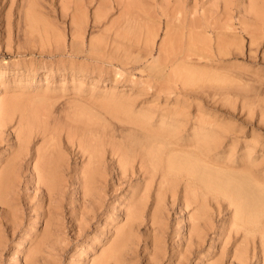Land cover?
I'll return each instance as SVG.
<instances>
[{
	"label": "bare ground",
	"instance_id": "1",
	"mask_svg": "<svg viewBox=\"0 0 264 264\" xmlns=\"http://www.w3.org/2000/svg\"><path fill=\"white\" fill-rule=\"evenodd\" d=\"M35 1H18L12 13L15 14L16 19L11 20L10 15L0 13V47L7 49L10 48L11 43H14L17 50L22 48V52L28 50L32 55H37L33 60L22 61V59L20 64L14 61L0 63V87L2 86L0 88V134L5 133L8 125L17 119L12 134L18 141L16 148L10 149L4 158H0V254L5 249L7 233H17L21 242H26L27 245H23L20 249L11 248L10 256L13 258V264L18 263V255L22 257V264H52L54 256L62 249L60 241L64 239L61 235L62 228L65 227L61 223L64 189L67 186L71 187L70 199L66 203L70 205L68 211L72 220V229L80 233L84 222L96 215L97 200L101 194L105 195L109 189L116 191L125 186L127 195L120 203L122 208L119 213L122 219L112 225L114 217L104 222L105 226L111 225L108 228L111 234L105 238L99 252L93 251L88 259L89 264H132L135 259L132 255L135 234L145 221L146 224L148 222L147 236H149L146 243L149 241L153 245V249L147 252V259L149 264L159 263L163 259L164 250L162 244L165 220L163 221L161 217L164 214L162 209H164L165 196L171 205L175 202L179 203L180 211L187 209L186 234L180 235L185 248L181 249L182 246L180 248L177 246L178 249L175 251L177 254L174 255L175 264L185 263L186 254L182 250L191 247L194 250L191 252L194 264H201L200 251L195 250L202 246L208 233L213 235L210 246L205 248L206 253L210 252L208 251L211 250L210 248L215 247L213 242H216L220 235H226L227 239L222 240L223 243L218 246L219 252L215 253L216 257L210 261L206 259L207 262L204 264H220V258L228 251L240 264H250L252 259L255 264H264V167L262 166L264 158L258 159V151L264 152V144H256L257 140L251 141L254 138L252 136L251 139L241 141L238 147L237 135L230 137L229 133H226L229 131V126H226L227 129L222 122L216 120V117L212 120L214 116L208 112L204 113L198 109L196 115L189 117L186 106L190 102L187 101L186 96L185 99L183 98V93L186 92L184 89L190 83L199 84V89L196 88L198 90L201 88L204 98L211 99L213 103L209 105L212 106L217 104L216 102L219 103L222 96L229 97L236 93L241 96L242 89L246 91L250 89L245 87L248 83H243L242 80L247 82L255 76L252 77L250 74L251 78H248L250 77L248 74L249 76L246 77L247 74L242 72L244 69L240 71V66L231 63L229 58L242 52L244 34L249 40L245 56L248 59L251 58L250 53L255 51L252 45L258 42V37L264 31V0H144L142 5L138 0H98L91 14L94 24L105 19L106 13L112 8L118 9L119 13L117 17L107 20L109 27L114 26L111 33H106V36L104 34L99 36L103 32L96 33L98 36L95 37V34L92 37L90 32L88 35H91V38L89 37L87 42L84 41L86 21L85 10L83 11L82 8L84 2L79 3V0H76L70 6L73 12L69 15L72 24L69 31L71 35L69 44H64V33L57 34V30L54 31L55 27L51 28L50 22L48 24L42 21L43 17L38 15L40 8H35L37 5ZM59 4H61L60 8L66 9L62 2ZM43 13L48 12L43 11ZM234 18L238 20V27L235 26ZM159 23L164 28V33L160 42H157V54L148 63L146 61L143 67L146 68L147 75L154 79V85L150 83V86H155L153 88L155 97H159L162 92L167 93L165 91L174 92L173 101L179 102L177 96L181 94V104L176 106V102L175 106L166 108L149 104L136 108L133 106L135 97L114 95L113 89L109 88L106 93L111 91L112 94L108 99L106 98L109 102L103 105L110 108L109 117L117 120L115 122L119 121L120 126L116 124L117 128H115L113 124L108 125L105 122L107 114L103 115L105 114L103 111L92 114L91 104L87 105L85 100H81L85 97H82L83 95H80L82 98L78 95L81 99L76 97V94H80L83 90L81 86L84 83L79 75H86L88 69L91 71L97 69L96 77L92 74L94 76L92 80L99 82L102 75L100 74L102 63L116 62L125 66L127 63L141 61L143 57L145 59L148 54L152 55ZM106 30L103 31L106 32ZM44 51H47L48 56L58 54V60L56 58V60L46 61ZM135 52H137L136 55H134ZM67 53L66 59H59V56L63 57ZM79 57L83 58V61L79 60L81 61L79 62L77 60ZM40 66L45 68L44 78L55 70L63 75L68 73L70 79H68V87L73 90L72 93L75 96L68 94V97L60 104L58 103L59 107L57 104L58 108L55 111L51 110L53 106H47V109L43 111L46 112L45 115L47 114V117L44 115L46 119L50 116L52 122L41 123L43 125L41 129L44 128L38 135L42 136V141L36 148L33 147L35 149L34 155H31L33 165L32 168L30 167V176H27L25 180L26 184L32 182L35 189L34 195H31L33 199L31 201L26 194H21L18 187L21 181L18 164L26 148L24 144L27 143V138L28 140L30 138L28 137L30 132L35 131L31 129L35 128L34 125L39 117L43 116L37 113L39 110H30L33 106L36 108L37 104L34 103L35 105L32 106L33 102L29 99V102H26V95L24 97L22 90L10 89L20 85L25 88L30 87L22 84L24 76L16 77L12 83L5 76L9 68L16 75L35 71ZM255 80L253 81L257 83ZM44 81L47 87L49 82L46 79ZM61 82L58 83L60 84L58 87L66 88L65 82ZM256 85L250 91L253 92L256 89L253 92L254 95L258 97L260 95L258 99L256 98V105L260 106L261 111H258L260 112L258 121H262L264 81L263 86ZM89 87L92 89L93 84L87 86ZM52 95L55 101L53 99L51 102L50 94L39 93L38 96L42 102L40 104L38 102V106L41 103L44 106L48 105L49 102H51L50 105H54L56 98H64ZM90 96L88 95V98ZM224 98L226 99V97L222 99ZM195 101L194 99L192 103L196 104L197 101L196 103ZM243 101L242 99V106L246 105V101L244 103ZM251 101V104L248 102L250 106L253 105ZM43 105L40 108L44 107ZM54 106L56 107V104ZM221 106L223 105L218 107ZM185 107L187 112L184 110ZM213 113L216 112L213 111ZM188 121L190 124L185 128V123ZM37 125L39 126V123ZM60 131H63L66 145L72 147L80 158H84L78 167L68 164L64 150L58 144ZM223 132L229 136L227 137L230 138L229 142L222 143V140H225L222 139L225 135ZM251 134L253 135V132ZM106 146H109L108 150ZM105 153L109 156L108 161L111 163L103 159ZM73 191L79 193L81 199L79 205L73 204ZM116 197L119 199L121 195ZM25 198L28 200L23 201ZM43 198L46 202L41 205ZM114 204L115 202L112 207ZM26 206L28 223L21 226L23 210ZM39 223H42L41 227L36 228ZM225 223L226 229L223 230ZM232 237L236 238L235 241L226 246ZM94 239L93 237L86 239L85 244L80 242L75 255L83 257V250L88 249L94 243ZM171 255H173L172 252Z\"/></svg>",
	"mask_w": 264,
	"mask_h": 264
},
{
	"label": "rangeland",
	"instance_id": "2",
	"mask_svg": "<svg viewBox=\"0 0 264 264\" xmlns=\"http://www.w3.org/2000/svg\"><path fill=\"white\" fill-rule=\"evenodd\" d=\"M11 1L13 3H11ZM18 1H20V0H7V1L6 0H0V13L1 14H5L6 13L7 15H10V19L11 20L12 19H16L15 14H12V13H14V9H15L14 7L19 3ZM64 1L63 0H61V1L60 0H40V1L38 0L37 1L36 0L35 1V4H37V5H36L35 8L36 9H37V7H38V9L40 8L39 11L38 10L37 11H38V15L40 17H43V18H41L43 22L45 21V23L47 22L48 24L51 23V25H52L51 28L52 27H55L54 28V31L57 30L56 31L57 34H61L62 35L64 33V44H69V42L71 40L70 39L71 38L70 37L71 35H70V32L69 31H70V28L72 27V24L70 23V19H69L70 17H69V15L73 12V11L71 12V7L70 6L72 5V3H74L73 1H76V0H70V1L69 0H64ZM80 1L81 2H84L82 8H83V11L85 10L84 11L85 12L84 15H86L85 16V20L86 21H85V24H84V26H85V28H84V41L87 42L88 38L91 36V35L90 36L88 35V34H90V32L92 33V37H94L96 33L97 34H101L103 32L99 36H102L103 34L106 36V33H108V32L111 33L112 30H113V28H114V26H111L110 25V27L112 28V29H110V27L107 25V24H109L107 22V20H110L111 17L114 18V16L117 17V15L119 13L118 12V9L112 8V10H109L106 13V18L105 19H103L99 23H95L94 24L93 21H92V19H91V14L93 13V10H95L96 3L98 2V0H88V1L87 0H79L78 2L80 3ZM61 2L66 6V9L65 10H63L62 8L59 7L61 5L59 3H61ZM138 2H140V4L142 5L143 2H144V0L143 1L142 0H138ZM42 5L45 6V7H43ZM143 6H145V4ZM44 8H45V10H44ZM4 9H5V12H4ZM50 10H51V12H50ZM43 11L44 12H48V13H43ZM40 12H42V13H40ZM68 12H70V13H68ZM45 16H47L48 18L45 17ZM239 16H240V14H239ZM86 17H87V19H86ZM235 17H236V15H235ZM234 19H235V26L238 27V24H237L238 23V20L236 18H234ZM60 23H62V24H60ZM53 24H54V26H53ZM61 25H63V26H61ZM158 25H159L158 26L159 28L157 29L158 30L157 31V35H155L156 37H155V42L153 44L154 47L152 49V53H153L152 55L151 54H148L147 56L145 55L146 56L145 59L143 57L142 58L143 60L141 59V61H138V62H134V63L131 62V63H127L126 65L124 64L125 66H123L122 64L120 65V63H116V62L108 63V64L106 62V63H104L105 65L102 63L100 65L101 66V70H100L101 73L100 74H102V75H100L101 77H100L99 82L96 81L95 79L92 80L93 77H94V76H92V74L95 75L96 72H97V69H95L96 70L95 71L92 66H90L93 69L92 71L90 69H88V71H86L87 72L86 75H83V74L82 75L81 74L79 75V77L81 76L80 77L81 80L83 79V81H84L83 84L84 85L82 84L81 87L83 88V90L81 91L80 94H76V97L78 95L79 96L80 95L81 96L83 95L82 97H85V98H82L80 96L82 98L81 99L78 96V98H80L82 101L85 100L84 102H86L87 105H90L91 104L90 107H91V110H92V112H91L92 114H97L98 112H102V111L105 113L103 115H106L107 114L106 115L107 117L105 116L107 118L105 120V122L108 125H112L113 124V125H115V128H117V126H120L119 125L120 124L119 121L118 122H115L117 120H115L114 118L109 117L110 114H108V113H110L111 110L110 111H108V110L110 108L107 107V106H105V105H103V103H108L109 102L108 100H106V98L108 99L110 97V95L112 94L111 91L106 93V90L109 89V88L110 89H113L114 95L123 94L121 96H130L132 98L135 97V98H133V100H134L133 106L136 107V108H138L139 106H147L149 104L150 105L151 104H153V105H159V107L166 108L168 106H171L172 107L174 105V103L176 104L177 101L176 102L173 101L174 100V97H175L174 96L175 95L174 92L169 93L168 91H165L168 94L162 92V93H160L159 97L158 96L155 97V95L153 93L154 92V89L153 88H155V86L154 87L153 86H150V83H151V85L152 84L154 85V82H153L154 79H152L151 76L149 77L147 75L148 72L146 71V68L143 67L144 63L146 64V61L148 63V61H150L151 58L154 57L157 54V46H158L157 42H160L161 37L163 36L162 34L164 33V30H163L164 28L161 26L160 23ZM107 26H108V28H107ZM106 29L109 30V31H107ZM103 30H106V32L103 31ZM97 34H96L95 37L98 36ZM247 41H249L248 40V37H247V35L244 34L243 35L242 52L241 53L239 52V55L237 53V55L235 54L236 56H230L229 59L231 60V63H234V64L240 66V68H241L240 71L242 69H244V70H242V72H244V73L247 74V76L245 75L246 77H248L250 74L252 75V77L255 76L254 77L255 79L258 77L255 80L254 78H251V75H250V77H248V78H251V79H248L249 81L246 82L244 79L242 80L243 83L250 84V85H248V84L245 85V87L246 88L247 87H250V89H251L253 86H255V84L263 86L262 83L264 81V54H263V52H264V31H262L260 37H258V39H257L258 42L255 45L254 44L252 45V49H254L255 51H253L254 54L252 52L250 53L253 56L251 55V58H249V59L245 56V54H247V46H248V42ZM3 48L4 47H0V63H3V62L4 63L5 62L9 63V62H12V61L18 62V63L20 62L21 63L22 61L33 60V59H35V57H37V55H32V53H30L28 50L27 51L25 50V52L24 51L22 52V48L21 49L18 48V50H17V47H16V45L14 43H11L10 48L9 47L7 49H5V48L3 49ZM65 49L67 50V47ZM8 51H10V53H8ZM43 54H44V59L45 60L47 59L46 61H48V62L51 61V60H56V58L58 60V54L57 55H54V56H48L47 51H44ZM136 54H137V52H135L134 55H136ZM65 57L66 58L68 57V53L65 54V55H63V57L62 56H59V59H63L64 60V59H66ZM82 59L83 58H80L79 57L77 60L78 61L79 60L83 61ZM232 60H233V62H232ZM81 61H79V62H81ZM99 69H100V67H99ZM245 69H246V71H245ZM36 70L35 71H32V72H29V73L28 72H24V74L23 73L22 74L18 73V74L15 75L14 72H13V70H11V68H9V72H8V74H6L5 77L8 78L11 81V83H12V81L14 79H16V77L23 78V76H24V78L22 79V81H23L22 84L29 85L30 87H26L25 88V87H22L20 85L17 88H13L12 87L10 89L22 90L24 92V97L26 95V99H25L26 102L29 99L30 102H33V103H31L32 106L35 105L34 103H36L37 106H38V102H39V104H40V102H42L39 99V96H38V94L41 93V92H44L46 94H50V96H52L51 97L52 99L49 100V101H51V102H52L53 99H54L53 101H55V97L53 98L54 95H52V94H55V96H58L59 95L61 98L64 97L62 99L56 98L57 100H59V102L56 100L57 103L56 102L53 103L54 105L56 104V107L54 105H50L51 102H49V104L48 105H45V106L43 105V103H41V105L38 106V109H36L37 106H36V108L34 106H33V108L32 107L30 108V110L31 109L36 110V111L39 110V111H37V113H40L41 116H43V117H45V116L47 117V114L45 115L46 112L45 113L43 112V111H45L47 109V106H50V107L53 106L54 108L52 107L51 110L55 111V109H57L59 107L60 102L63 101L66 97L69 96L68 94H73L72 93L73 90L68 87L69 86V80H70L68 73H66L65 75H63V74H60L58 71L55 70L54 73H52V74L50 73V75H48L46 78H44V70H45V68H43V67L40 66V67H37ZM66 77H68V78H66ZM95 77H96V75H95ZM44 79L48 80V82H49L48 83V86H47L48 88L45 85L46 81H44ZM258 79H261V80H258ZM55 80H57L58 82L55 81ZM250 80L251 81L255 80V81H257V83L254 82V81L251 82ZM59 81L60 82L62 81L63 83L65 82L64 84H65L66 88L60 89L58 87V85H60V84H58V83H60ZM79 81H80V79H79ZM85 82H86V84H85ZM88 82H90V83H88ZM258 82H260V84H258ZM252 83L253 84L255 83V84L253 85ZM90 84L91 85L93 84L92 89H90V87L87 88V86H90ZM190 84H188L189 86H187L185 89L182 88V90L184 89L186 91L185 93H183V95H184L183 98L185 99V96H186L187 99H188L187 101L190 102L188 104L189 107H188V105L186 106L188 109L186 107L184 108V110L187 109L188 112L186 110L185 111L187 113H189L188 114L189 117H193L194 115H196L198 113V111H197L198 109H201V112H204V113L208 112L210 115L214 116V117L211 118L212 120L216 117L217 119L216 118L215 119L217 121H220V123L222 122L225 127L226 126L227 127L229 126L228 127L229 128V131H226V133H229L228 135L230 137L237 135L236 138H239V139H237L238 147H239V144H240L241 141L251 139L252 136H254V138H253V140L251 139V141H255L256 142V140H257V143L256 144H260V143L261 144H264V121H263L264 118L262 117L263 118V119L261 118L262 121H258L260 119L259 113L261 111H260V106H257L256 105L257 104L256 103V98L258 96L254 95V93H253L256 89L255 90L253 89L254 90V91L252 90L253 92H251L250 89H248L247 91H246V89L245 90L242 89L244 93L242 92L241 96L243 97V96L247 95L246 97H243V98L238 93H236V95H230V96L228 95L229 97L222 96L221 99L223 97H226V99L225 98L222 99V100L220 99L219 100V103L216 102L217 103V104H215L216 106L215 105L212 106V105H209V103L210 104L213 103L211 101V99L209 100L207 98H204L205 96L203 97V94L201 93V88H200V90H198L199 87H200V86H198L199 84L198 83H196L197 85H195V83L194 84L192 83L191 85ZM42 86H45L46 88H44ZM113 86H114V88H113ZM196 87H198V89ZM191 88H193V89H191ZM187 89L188 90L190 89V91H188ZM34 90H35V92H34ZM101 90H102V92H101ZM184 90H183V92H184ZM192 91H193V93H192ZM31 92H33V93H31ZM58 92H60V93H58ZM36 93H38V94H36ZM126 93L129 94V95H127ZM250 93L253 96H250L251 95ZM28 94L32 95L30 97V98H32V100L28 97V96H30ZM88 95L89 96L91 95V96L88 98ZM167 95H169V96H167ZM73 96H75V95L73 94ZM33 97H35V98H33ZM92 97H95V98H92ZM97 97H99V98L96 99ZM234 97H235V99H234ZM238 97H240V98H238ZM253 97L255 98V100H254ZM259 97H260V95H259ZM177 98H178L177 100L179 102H177L176 106H179L178 104H181V98H182L181 94H179V96H177ZM249 98H251L252 101ZM261 98H262V96H261ZM194 99L197 101L198 106H197L196 101H195L196 104L192 103L194 101ZM206 99L208 101H210V102H208ZM242 99L244 100L243 103L246 101L245 102L246 105L243 104V106H242V104H241ZM89 100L92 101V102H90ZM205 100L208 102V104H207V102ZM230 100H231L232 103L230 102ZM228 101H229V103H228ZM250 101L253 102L252 104L254 105V108H253V105L250 106V104H251ZM93 102H97V103H93ZM98 102H99V104H98ZM144 103L146 105H144ZM200 103H201V105H199ZM220 103L223 106L218 107L219 105H221ZM31 104H30V106H31ZM57 104H58V107H57ZM42 105L44 107L40 108V106H42ZM195 105H196L197 108L195 107ZM28 106H29V103H28ZM240 106H242V108ZM95 107H96V109H95ZM248 107H250V108H248ZM258 107H259V109L257 110ZM43 108H45V109L43 110ZM102 108L104 110L106 109L107 110L106 111L107 113ZM228 108L229 109L231 108V109L229 110ZM247 109H248L249 112L247 111ZM249 109L252 110V111L250 112ZM226 110H227V112H226ZM213 111L216 112V113H213ZM229 111H231V112H229ZM258 111H260V112L258 113ZM246 113L247 114L249 113V115H246ZM46 117L43 118V119H45V121L41 117H39V120L37 121V123H39V126L36 123V125H34L35 128L33 127V129H31L32 131L35 129V131H33L32 133L30 132V135L28 136V137H30L29 140L27 138V143L28 144L27 143L24 144V148L25 147L26 148L24 149L23 155H22V157L20 159V162L18 164L19 165L20 179H21L20 184H19L18 187L20 189L21 194L22 193L26 194V197H28V199L31 200V201L33 200L31 198V195H34L33 193L35 192V189H34V186L31 184L32 182H28L26 184L25 183V180L30 176V173H31V168H32V165H33L32 156L34 155V150H35L34 148L37 147V144H39V143L41 144L40 141H42V139H41L42 136L41 135H38V134H41L40 132L44 128L43 127L41 129V126H43L41 123L42 122H46V121L47 122L49 121L48 123H51L52 122L51 119H50L51 118L50 116H48V118L50 117L49 120H48V118L46 119ZM257 117H259V118L257 119ZM16 121H17V119H16ZM16 121L13 120L8 125L7 131L5 133H3V134H0L1 135L0 136V158H4L8 154V152H9L10 149L13 150L14 147L15 148L17 147V142L18 141H17L16 138H14L15 136L12 134V133H14V128L16 127ZM48 123L46 124V126L48 125ZM116 124H117V126H116ZM189 124H190L189 121L186 122L185 123V128L188 127ZM10 128H11V130H10ZM251 130L253 132V135L251 134L252 133ZM223 133L225 135L222 136L223 137L222 139H225V140H222V143L229 142V139L230 138H227L229 136L226 135L225 132H223ZM31 135H32V137H31ZM58 136H60L59 139H58V142H59L58 144H60V147L62 148V150H64L65 157H67L66 159L68 161V164L71 165L72 167H78V165L81 164V162H82V160L84 158L83 157L80 158L79 157V154L75 153V151H74V149H72V147H69V145L68 146L66 145L65 139H63V131H60L59 134H58ZM15 142H16V144H15ZM35 144H36V146H35ZM39 146L40 145H38V147ZM108 148H109V146H106V150H108ZM240 150H238V151H240ZM263 150H264V147H263ZM258 154H259L258 155V159L259 158L260 159L261 158H264V152L261 153V152L258 151ZM262 154H263V156H262ZM104 155H103V157H104L103 159L108 161L109 156L106 153ZM108 162L111 163L110 161H108ZM111 165H113V163ZM262 166L264 167V162L262 163ZM155 178H156V176H155ZM21 184H22V186H24V188L21 186ZM123 187H125V186H123ZM123 187L117 189L116 191L115 190L110 191V189H109L108 191L105 192V195H104V193L101 194V196L97 200L98 201V203H97L98 208H97L96 215H94L90 220L84 222V226L82 228V231H79L80 233L76 232L75 231L76 229H74V228L72 229V220L70 218L69 211H68L70 205L68 203H66L70 199L71 187L70 186H67L64 189L63 196H62V204H61L62 205V208H61L62 222L61 223H62V226L65 225V227L62 228L63 231H62V234L61 235L64 236V239L63 240L61 239L62 240V241H60L61 245H60V243L58 244V245L61 246L62 249L59 251V253L57 255L54 256L55 258H54V261L52 262V264H55V263L56 264H89L88 263V259H89V257L92 256L93 251H95V252L98 251L99 252L101 245H104L103 243H104L105 238L108 237L111 234V232L108 230V228L112 224L116 223L119 219H122V216L119 214V213H121L120 210L122 208V205L120 203L122 202L123 197L127 195V191H125L126 190V187L125 188H123ZM25 191H26V193H25ZM124 191H125V194L122 195L124 193ZM27 194H29V195H27ZM119 195H121V197L119 199H117L116 196H119ZM72 197L74 198V202H73L74 205H79L81 203V199L79 198V193H77L76 191H73ZM28 199L25 198V199H23V201L24 200L27 201ZM43 200L44 201L41 202V205H44L45 202H46V199L43 198ZM163 200H165L164 205H163L164 206L163 207L164 209H162V211L164 212V214L162 215L163 217H161V218L163 219V221L165 220V222L163 224L164 225L165 232L163 234V244H162L163 247H164V250H163V259L160 260L159 263H157V264H175L176 257L174 255L177 254V252H175L178 249L177 246H179V248L182 246L181 249L182 248H185V245H183V241L181 239L182 237L180 235H182V234L185 235L186 234V228H187L186 227V224H187V222H186L187 221V219H186L187 214L186 213H187V209H181V211H180L179 210V203L176 204V202H175L174 205H171L170 204V201H168V199H167V196H165V198H163ZM113 202H115V204L113 206L114 207V210H113V207H112ZM224 204L225 203H223V205ZM24 205H25V203H24ZM111 208H112L113 211L111 210ZM26 210H27V206H26V209L23 210V213H24L23 214V216H24L23 219L24 220L21 219V222H22L21 226H23V225H25V224L28 223V210L27 211ZM165 212H166V214H165ZM116 215H118V216L116 217ZM112 217H114V219L112 220L111 225H108L107 224L105 226V223L104 222L108 221V218H112ZM41 224L42 223H39L38 225H36V228L38 226L41 227L40 226ZM225 227H226V223L223 225L222 229L223 230L226 229ZM147 229H148V222L146 224V221H145V223L143 222L140 225V228H139L138 233L135 234V240H134V246H133L134 247L133 248L134 251L132 253V255H134V258L135 259L133 260L134 262L132 261V264L133 263H135V264H149L148 259H147V252L149 250H152L153 249V245L149 241L146 243V241L149 238V236H147V233H148V230ZM105 231H107V233ZM78 234H80V236L77 237L76 235H78ZM224 234H225V232H224ZM212 235H213V233H208V236L205 237L206 239H205L204 243L202 244V246L198 247L195 250V251H200V254L202 256L201 264L206 263L207 260L208 261H210V259L212 260L213 257L215 258L216 257L215 256V253L216 252L217 253L219 252V250H218L219 247L218 246L221 243H223L224 239H227L226 238V235H223V236L220 235L219 236L220 238H218L219 240L217 239L216 242H213V243H215V245L213 244L215 247L213 249L210 248L211 250H208L210 252L206 253L205 252L206 251L205 248H208L210 246V240H211ZM224 236H225V238H224ZM90 237L95 238L94 239L95 240L94 243L96 245L94 243H92L88 249H84L83 250L84 251L85 259H84V256L83 257L82 256L80 257V256H78V254H76L78 256L77 257L75 255V253H77L76 250L79 248L80 242H81V244L82 243L85 244L86 241H87L86 239H88ZM137 238H138V240H137ZM235 239H236L235 237H232L229 240L228 245L226 244V246H229L231 242L233 243L235 241ZM23 245L26 246L27 244H26V242H24V243L21 242V240L19 238V234H17V233H9L8 234L7 233L6 246H5V249L1 251L2 253L0 254V264H13V261H12L13 258H12V256H10L11 248L20 249ZM92 248L94 250H91ZM192 251H194L193 250V247H191L190 249L186 248V249H183L182 250V252L186 254V256L184 255L185 258H186V260L184 259V262H185L184 264H194L193 254L191 253ZM171 252H172L173 255H171ZM170 255L172 257H170ZM86 258H87V260H86ZM232 258H233L232 255L229 254V251H228L225 255H223V257L220 258V264H240V262L238 263V261H235V259L234 258L232 259ZM253 262H254V259H252V261L250 262V264H255ZM20 263L22 264V257H21V255H18V263L17 264H20Z\"/></svg>",
	"mask_w": 264,
	"mask_h": 264
}]
</instances>
